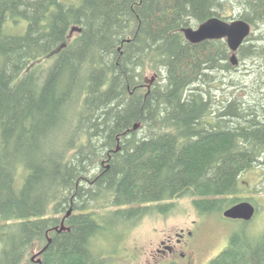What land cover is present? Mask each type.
<instances>
[{
  "label": "trees",
  "instance_id": "1",
  "mask_svg": "<svg viewBox=\"0 0 264 264\" xmlns=\"http://www.w3.org/2000/svg\"><path fill=\"white\" fill-rule=\"evenodd\" d=\"M240 3V18L264 24V0ZM221 5L0 0V264H32L29 251L49 237L39 264H108L93 243L112 224L184 196L200 213L239 202L242 175L264 162V43L249 36L233 65L226 41L193 44L182 31L220 17ZM21 19L25 34L4 32ZM243 60H258L254 80L233 85L248 98L215 110L213 73Z\"/></svg>",
  "mask_w": 264,
  "mask_h": 264
},
{
  "label": "rangeland",
  "instance_id": "2",
  "mask_svg": "<svg viewBox=\"0 0 264 264\" xmlns=\"http://www.w3.org/2000/svg\"><path fill=\"white\" fill-rule=\"evenodd\" d=\"M60 1L80 5L83 0ZM221 1L222 5L218 9L221 12L220 17L228 21L242 19L240 15L244 13V6L240 3V0ZM6 23L4 32L10 35H23L28 28V22L24 19L19 21L8 20ZM198 25L193 24L191 26L195 28ZM76 32L74 31L73 33ZM250 36L252 40L248 42L264 43V24L257 27L252 25ZM231 54L232 51L229 54L230 57ZM1 60L0 55V64ZM257 62L258 60H243L240 61L238 66L232 67L230 71L222 70L213 73L214 81L211 83V95L215 102V110L223 106L224 102L232 94L238 93L241 94V97L245 96L246 99L248 98L246 91L242 94V91L239 92L236 89V85H233L239 82L243 83L244 81L250 84L255 78V75H252L253 69L250 68L255 67L258 64ZM253 63H256V65ZM145 77L148 83L155 80L153 79L155 78V74L152 71L147 72ZM202 89H208L207 85L202 86ZM61 127L62 125L53 133L56 136L54 139L55 146L62 144L64 141L66 127L64 126L63 129ZM23 179L24 176L19 174L17 180L18 187L22 185ZM241 182H246V185L237 194L238 198H240L239 202L248 200L257 209L254 218L250 222L243 224L240 221L225 218L223 212L209 213V216L202 217L193 203V198L184 196L172 201L162 202V205H164L160 211H155L145 216L137 224L132 222L131 224L128 223L120 226L115 224L108 226L105 234H101L95 238L93 249L101 253L106 258L108 264H157L160 260H158L159 257H155L157 256L156 251L160 246L161 239L165 235H174L180 228L192 226L194 219L205 218V236L206 238L214 239V247L216 249L221 246L229 232L238 230L248 232L264 231V162L257 163L254 168L244 173L241 177ZM42 246L43 244L36 245L29 251L28 257H30L31 262L33 255L37 254ZM23 264H28V262ZM32 264L34 263L32 262Z\"/></svg>",
  "mask_w": 264,
  "mask_h": 264
},
{
  "label": "flooded vegetation",
  "instance_id": "3",
  "mask_svg": "<svg viewBox=\"0 0 264 264\" xmlns=\"http://www.w3.org/2000/svg\"><path fill=\"white\" fill-rule=\"evenodd\" d=\"M101 165L108 166V159L102 160ZM208 214L200 213V216L207 217ZM204 219H194L192 226L180 228L174 235H165L156 251L155 258L159 257L158 260H160L157 264H264V231L229 232L221 246L216 249L214 239L205 236ZM231 220L244 224L252 219L250 221ZM235 236L237 246H234L232 241ZM252 244L259 245V253L251 251ZM225 253L228 254L225 255ZM39 258L38 256L31 260L34 264H39L37 261Z\"/></svg>",
  "mask_w": 264,
  "mask_h": 264
},
{
  "label": "water",
  "instance_id": "4",
  "mask_svg": "<svg viewBox=\"0 0 264 264\" xmlns=\"http://www.w3.org/2000/svg\"><path fill=\"white\" fill-rule=\"evenodd\" d=\"M74 31H80V28L74 27L72 29V32ZM182 31L185 35V38L193 44H198L206 40H225L230 50L232 51L230 61L233 65H237L239 63L237 51L252 33V25L250 24V22L244 19H235L232 21H228L222 17L213 16L200 23L198 27L194 28L192 26H187L183 27ZM139 126V123H135L132 129L136 130L139 128ZM119 149L120 146H118L117 150ZM72 212L73 208H70L62 221V225L59 231L65 230L67 228L65 225V219L69 217ZM255 214L256 207L252 202L248 200L240 201L223 211V216L226 218L242 219L245 221H250L251 219H253ZM56 229H58V227H56ZM51 241L52 238L49 237L48 244L37 254H34L32 258L36 259L38 255H40L44 250L47 249ZM37 261L41 263L40 258Z\"/></svg>",
  "mask_w": 264,
  "mask_h": 264
}]
</instances>
